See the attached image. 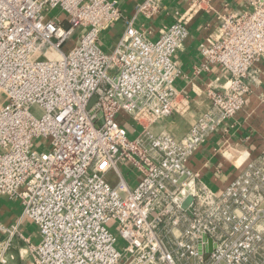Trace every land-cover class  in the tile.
Instances as JSON below:
<instances>
[{"label": "built area", "instance_id": "1", "mask_svg": "<svg viewBox=\"0 0 264 264\" xmlns=\"http://www.w3.org/2000/svg\"><path fill=\"white\" fill-rule=\"evenodd\" d=\"M214 1L187 0L154 32L146 22L162 0H144L131 16L119 0H0V198L22 208L15 223L0 220V264L16 247L28 264H264V152L219 190L190 166L246 104L264 57V0L219 12L201 45L202 70L227 74L208 86L210 108L180 138L151 129L191 108L175 57ZM117 25L106 52L101 36ZM189 196L193 217L182 208ZM26 221L37 244L21 231Z\"/></svg>", "mask_w": 264, "mask_h": 264}, {"label": "crops", "instance_id": "2", "mask_svg": "<svg viewBox=\"0 0 264 264\" xmlns=\"http://www.w3.org/2000/svg\"><path fill=\"white\" fill-rule=\"evenodd\" d=\"M143 1L119 0L127 16H131L135 6ZM213 6L215 12H201L191 21L188 27L189 37L175 57L181 70L177 86L190 96L191 108L185 115L163 118L153 124L151 129L154 133L167 132L177 138L184 136L199 115L210 108L211 102L206 92L208 86L214 84L219 87L227 80L226 72L220 68L202 70L201 45L215 34L219 26V12H241L247 10L248 6L244 0H215ZM187 7V0H162L161 13L146 22V27L156 32L162 24H172L176 19V12H184ZM141 21L144 19H140ZM140 22L137 23L138 26ZM254 71L256 78L251 84V92L244 108L232 120L221 125L190 161L191 168L213 190H219L233 180L246 158L254 160L264 152V57L256 64ZM124 124L133 136L140 130L130 119ZM21 212L18 202L0 198V220H7L5 224L15 223Z\"/></svg>", "mask_w": 264, "mask_h": 264}, {"label": "rangeland", "instance_id": "3", "mask_svg": "<svg viewBox=\"0 0 264 264\" xmlns=\"http://www.w3.org/2000/svg\"><path fill=\"white\" fill-rule=\"evenodd\" d=\"M56 13L53 12L52 15H54ZM117 31L120 33L121 32V29H120V26H117V28L115 30L113 29H108L106 30L102 36H101V45H102V48L106 51V52H111V50L113 49L114 47V43L116 41V37L113 36V34L115 35L117 33ZM113 33V34H112ZM73 42V41H72ZM72 42L68 43V45L64 48L65 50L67 49H70L72 48L73 44ZM0 103L2 105H5L6 104V101H5V98L2 96L0 98ZM31 111L32 113L34 114L35 117L37 118H40L43 114H44V110L38 106V105H34L32 108H31ZM128 118L126 117V115H124L123 113L122 114H119L118 116V121L121 122V123H127L128 122ZM132 120V119H130ZM133 121V120H132ZM134 122V121H133ZM37 142V141H36ZM40 149V148H38ZM124 175H126L127 179L130 181V178L128 177L127 173L124 171ZM108 180H109V183L112 185V186H115L116 183H117V179L116 177H114L113 175H110L108 177ZM132 186H135V184H131ZM5 199V198H4ZM6 219V218H5ZM7 220H4V222H6ZM3 222V221H1ZM3 222V223H4ZM112 225V224H111ZM21 230L23 232V234L27 237H29L31 239V242L32 244H37L38 243V240L40 239V236L38 235V230H37V227L35 225H33L32 223H30L29 221H26L23 223L22 227H21ZM115 234L117 235V232H115ZM118 236V235H117ZM119 237V236H118ZM123 241L121 239H119V242L117 244V248L120 250V251H123ZM18 246V245H17ZM12 254L14 255V260H12L11 264H21L24 263V262H28L29 261V256L28 255H25L23 259H21L19 257V249L16 247L13 251H12ZM25 264V263H24ZM27 264V263H26Z\"/></svg>", "mask_w": 264, "mask_h": 264}, {"label": "water", "instance_id": "4", "mask_svg": "<svg viewBox=\"0 0 264 264\" xmlns=\"http://www.w3.org/2000/svg\"><path fill=\"white\" fill-rule=\"evenodd\" d=\"M95 101H96V98H94L92 101H91V103H90V105H89V107L88 108H90L92 105H93V103H95ZM182 199V197H180L179 198V200H181ZM193 202H194V198H193V196H189L187 199H185L184 200V202H183V204H182V208L184 209V210H186V212H187V214L190 216V217H193V208H191V205L193 204ZM212 251V248H210V252Z\"/></svg>", "mask_w": 264, "mask_h": 264}]
</instances>
